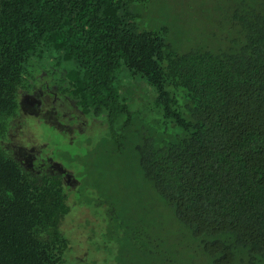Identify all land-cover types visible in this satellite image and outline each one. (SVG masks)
I'll list each match as a JSON object with an SVG mask.
<instances>
[{"label": "trees", "instance_id": "trees-1", "mask_svg": "<svg viewBox=\"0 0 264 264\" xmlns=\"http://www.w3.org/2000/svg\"><path fill=\"white\" fill-rule=\"evenodd\" d=\"M232 22L218 46L181 50L124 0H0V140L44 55L70 64L56 89L111 126L131 115L115 84L126 68L181 129L135 145L143 177L209 264H264V0H243ZM69 208L59 173L25 167L0 141V264H59Z\"/></svg>", "mask_w": 264, "mask_h": 264}, {"label": "rangeland", "instance_id": "rangeland-1", "mask_svg": "<svg viewBox=\"0 0 264 264\" xmlns=\"http://www.w3.org/2000/svg\"><path fill=\"white\" fill-rule=\"evenodd\" d=\"M242 1L124 0L135 23L167 27L169 41L181 50L222 43L234 30L233 11ZM37 61L41 76L21 94L0 141L25 167L62 176L70 208L60 229L69 245L59 264H209L138 165L137 143L146 137L163 143L181 132L156 103L155 88L120 69L115 84L131 115L111 126L104 113L83 112L56 89L69 63H57L53 53Z\"/></svg>", "mask_w": 264, "mask_h": 264}]
</instances>
